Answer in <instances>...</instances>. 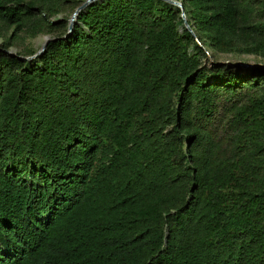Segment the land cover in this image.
Instances as JSON below:
<instances>
[{
  "label": "trees",
  "instance_id": "16d2710c",
  "mask_svg": "<svg viewBox=\"0 0 264 264\" xmlns=\"http://www.w3.org/2000/svg\"><path fill=\"white\" fill-rule=\"evenodd\" d=\"M84 1L0 0V264H264V0Z\"/></svg>",
  "mask_w": 264,
  "mask_h": 264
},
{
  "label": "water",
  "instance_id": "95a60500",
  "mask_svg": "<svg viewBox=\"0 0 264 264\" xmlns=\"http://www.w3.org/2000/svg\"><path fill=\"white\" fill-rule=\"evenodd\" d=\"M96 1H100V0H85L80 6L77 7V9L75 10V12L72 14L71 18H70V22H69V27H68V33L66 36H64V38L68 37L74 30L75 28V25H76V22L78 20V16H79V13L86 9L90 4L96 2ZM167 2H170L171 4H174L180 8H183V4L180 2V1H177V0H165ZM185 24L189 27L188 25V22L185 20ZM54 38L51 37L50 35H47L46 36V40L45 42L43 43L42 47L40 50H38L34 55H30V56H23V55H19L17 53V51L15 50H8L7 52L11 55H17L19 56L21 59H25V60H33L35 58H37L38 56H40L42 53L45 52L46 50V47L48 45V43L53 40ZM238 65L242 66V67H247L249 64L248 63H242V62H239L237 63ZM262 68H264V64L261 65Z\"/></svg>",
  "mask_w": 264,
  "mask_h": 264
},
{
  "label": "rangeland",
  "instance_id": "374dc122",
  "mask_svg": "<svg viewBox=\"0 0 264 264\" xmlns=\"http://www.w3.org/2000/svg\"><path fill=\"white\" fill-rule=\"evenodd\" d=\"M71 11H69V12H67V13H64V14H62L61 16H65V15H71ZM72 16V15H71ZM46 36L47 35H44V34H41V35H39V36H37V37H35V38H32V39H29L27 42H26V44L29 46V47H32V48H35L36 50H40L41 49V47H42V45H43V43L45 42V40H46ZM21 48H17V47H12V49L11 50H15V51H17V50H20ZM245 62V61H244ZM244 62H242V63H244ZM247 62L249 63V65L247 66V67H249V66H252V62H254V60L252 59V58H249L248 60H247ZM239 63V62H238ZM243 68V67H242ZM246 68V67H245Z\"/></svg>",
  "mask_w": 264,
  "mask_h": 264
}]
</instances>
